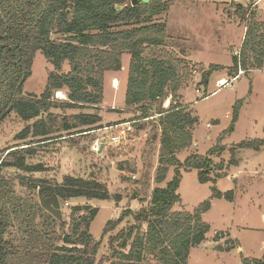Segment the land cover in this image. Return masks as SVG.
<instances>
[{
	"label": "trees",
	"instance_id": "1",
	"mask_svg": "<svg viewBox=\"0 0 264 264\" xmlns=\"http://www.w3.org/2000/svg\"><path fill=\"white\" fill-rule=\"evenodd\" d=\"M231 4L241 18L250 14L242 4L234 1ZM123 5L124 8L117 9ZM168 9L163 0L137 5H132L131 0H0V121L11 111L25 122L34 120L16 135V139L27 141L25 147L7 148L6 155L0 150V264H10L17 255L15 237L10 232L17 227L15 214L20 209L15 179L3 170L45 171L44 164L27 162V156L35 153L31 148L34 143L58 138L60 136H49L63 130L76 129V133H82L94 129L101 121L98 114H74L73 120L66 118L63 127L56 128L53 123L56 115L48 112L53 107H99L104 98V73L122 69L124 52L131 56L125 104L137 106L138 111L144 113L142 118L148 117L151 109L159 114L157 122L161 133L155 182L163 183L171 166L175 167V174L166 186L153 188L147 205L138 209L128 207L118 219L108 221L105 233L126 217L132 216L134 222L109 236V253L102 259L97 257L101 242L90 232L99 208L78 205L74 210L80 214L74 220L72 234L64 233L62 244L56 243V237L48 244L52 236L47 238L48 233H37L28 256L31 264H188L192 248L206 240L211 227L204 222L203 214L211 208L209 200L192 212L174 210L181 201L178 192L181 167L198 169L199 180L204 183L210 180L212 169L222 171L238 165V149L259 150L264 139L237 144L227 164H216L212 158L226 150L222 144L210 148L206 155L191 154L184 162L179 161L176 154L192 145L193 129L199 120L186 105L177 101L178 92L185 85V64L168 51L164 56H157L154 49L167 45V23L156 17ZM256 15L254 12L247 27L239 57L234 55L233 69L237 72L239 65L245 73L264 65V33L261 32L264 24L255 19ZM149 48H153L151 55L147 54ZM39 50L56 70L49 73L41 95L25 94L23 86L31 75L33 59ZM66 61L70 63V71L59 72ZM217 68V65L210 67ZM209 75L210 72L204 75L205 81ZM63 89L68 90V101H55L54 93ZM169 96L172 99L168 107L158 106ZM241 106V101L235 105L227 133L234 131ZM43 113L48 116L43 117ZM83 126L88 128L79 130ZM154 135L153 140H156L158 136ZM19 178L24 181L25 176ZM37 181L39 183L31 185L33 189H40L42 194L53 195L63 202L79 197L112 198L108 186L93 178L66 175L62 182ZM212 190L216 198L230 200L234 195L232 190L222 192L216 185ZM113 197L121 200L119 194ZM221 241L227 243L224 250L233 249L232 236L227 232L216 234L214 242ZM243 264H264V256L243 258Z\"/></svg>",
	"mask_w": 264,
	"mask_h": 264
},
{
	"label": "rangeland",
	"instance_id": "2",
	"mask_svg": "<svg viewBox=\"0 0 264 264\" xmlns=\"http://www.w3.org/2000/svg\"><path fill=\"white\" fill-rule=\"evenodd\" d=\"M233 1L247 7L250 14L241 18L231 4ZM163 2L168 4L169 9L156 18L167 23V45L154 49L157 56H164V52L168 51L185 64V85L179 90L177 101L186 105L199 120L193 129L192 145L177 152L176 156L180 162H184L191 154L206 155L210 148L222 144L226 150L212 158L216 164H227L231 150L237 144L264 139V65L261 69H251L239 75L231 82L232 86H217L219 78L230 79L237 73L233 69L234 55L237 52L240 54L254 12L260 10L261 15H256L255 19L264 20V0L254 8H251L254 0ZM152 49L147 50L148 55L152 54ZM130 59V54L124 52L122 69L104 73V98L99 107H53L48 112L56 115L53 119L56 128H62L66 118L73 120L74 114H98L101 121L94 129L82 133H76V129L63 130L49 136H60L58 138L34 143L31 148L35 153L27 156V162L42 163L47 167L45 171L29 173L15 168L3 170L15 179V190L20 198V209L15 214L17 227L10 232L15 237L17 255L10 264H31L32 260L28 256L37 233H48L47 238L52 236L48 244L52 243L53 237L57 238V244H62L64 233L72 234L74 220L80 214L74 210L78 205L99 208L90 232L101 242L97 257L102 259L109 253V236L134 222L132 216L126 217L105 233L108 221L118 219L128 207L138 209L147 205L153 188L166 186L173 178L175 167L171 166L166 180L163 183L155 182L161 133L157 122L159 114L151 109L147 113L148 117L143 119L141 116L144 113L138 111L137 106L125 104ZM211 65H217L218 68L212 70ZM55 70L54 64L39 50L33 59L31 75L24 83L23 92L41 95L49 73ZM69 71L70 63L66 61L59 72ZM207 72L210 75L205 81ZM115 79L119 81L117 87L114 86ZM62 91L66 93L67 99L56 97L55 92V101H68V90ZM171 99L169 96L158 106L168 107L166 101L171 102ZM239 101L242 102L239 120L234 131L227 133L235 105ZM47 116V113L43 114V117ZM33 121H23L15 111L0 121V150L4 151L3 155L12 146L18 145L15 149L26 146L27 141L16 139V135ZM123 121L130 122L131 129L127 137L120 143H112L110 135L116 130L106 127L125 123ZM87 128L83 126L79 130ZM72 132L75 133L70 134ZM154 134L158 136L156 140H153ZM95 141L99 142L97 150L93 149ZM236 154L238 165L228 166L222 171L212 169L210 180L204 183L199 180L198 169L181 167L178 189L181 201L174 206V210L192 212L204 201L211 202V208L203 214L204 222L211 227L210 231L200 246L192 248L188 264H243V258L261 259L264 256V144L259 150L240 148ZM66 175L103 182L108 186L112 198L89 200L79 197L60 201V218H57L41 206V190L33 189L31 185L39 183V179L62 182ZM19 176H25L24 181ZM214 185L222 192L232 190L233 198L213 197ZM115 194L121 196L120 201L114 199ZM143 229H146L145 225ZM218 232H227L232 236L234 247L231 251L224 250L226 242H214Z\"/></svg>",
	"mask_w": 264,
	"mask_h": 264
},
{
	"label": "built area",
	"instance_id": "3",
	"mask_svg": "<svg viewBox=\"0 0 264 264\" xmlns=\"http://www.w3.org/2000/svg\"><path fill=\"white\" fill-rule=\"evenodd\" d=\"M254 1L255 2H253V4L251 5V8L256 7V5L261 3L263 0H254ZM235 55H238V57H239L240 54L237 52V53H235ZM241 74H245V70H243L241 65H239V70H238L237 74L232 76V78L227 79L226 77H222V78L217 80L218 88H222V87H225L228 85L232 86L231 82H233ZM197 91H199V89ZM55 94H56V97H58V98L67 99L66 93H64V91H62V90L56 91ZM129 125H130V122H125L122 124H116L113 126L106 127V129H115L116 130L110 135L111 142L112 143H120L122 141V139H125L127 137V132L131 129L129 127ZM98 148H99V142L95 141V143L93 144V149L97 150Z\"/></svg>",
	"mask_w": 264,
	"mask_h": 264
},
{
	"label": "water",
	"instance_id": "4",
	"mask_svg": "<svg viewBox=\"0 0 264 264\" xmlns=\"http://www.w3.org/2000/svg\"><path fill=\"white\" fill-rule=\"evenodd\" d=\"M147 1H149V0H131V3H132V5H137V4H140L142 2H147ZM122 8H124V5L123 6H117V9H119V10ZM169 103H170V101L167 100L166 106H168ZM40 200H41V205L43 206V208L45 210L52 213V215L56 216L57 218H60V200H58L57 197H55L53 195H49L48 198H45V196H43L41 194V191H40Z\"/></svg>",
	"mask_w": 264,
	"mask_h": 264
},
{
	"label": "crops",
	"instance_id": "5",
	"mask_svg": "<svg viewBox=\"0 0 264 264\" xmlns=\"http://www.w3.org/2000/svg\"><path fill=\"white\" fill-rule=\"evenodd\" d=\"M257 15H258V16L261 15V11H260V10L257 11ZM258 20H259V19H258ZM259 21H260V22H264V20H262V19H260ZM261 32L264 33V30H262ZM244 35H245V32H243L242 37H244ZM194 60H195V59H194ZM219 79H220V78H219ZM183 96H184V95H183ZM238 120H239V119H238Z\"/></svg>",
	"mask_w": 264,
	"mask_h": 264
},
{
	"label": "bare ground",
	"instance_id": "6",
	"mask_svg": "<svg viewBox=\"0 0 264 264\" xmlns=\"http://www.w3.org/2000/svg\"><path fill=\"white\" fill-rule=\"evenodd\" d=\"M118 82H119V81H118L117 79H115V84H114L115 87H117V86L119 85Z\"/></svg>",
	"mask_w": 264,
	"mask_h": 264
}]
</instances>
